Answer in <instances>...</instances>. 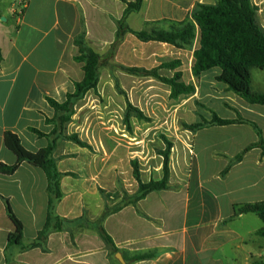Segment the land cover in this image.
<instances>
[{
    "label": "crops",
    "instance_id": "0c3cea01",
    "mask_svg": "<svg viewBox=\"0 0 264 264\" xmlns=\"http://www.w3.org/2000/svg\"><path fill=\"white\" fill-rule=\"evenodd\" d=\"M124 1L135 0H0V164L13 165L18 160L5 143L6 132L16 134L31 152L49 145V139L31 129L50 134L54 126L47 119L55 116V110L49 99L65 102L84 79L83 64L75 60L79 54L76 38L85 30L89 46L107 54L116 40L117 21L124 16ZM215 2L144 0L141 11L131 13L126 21L135 31H143V26L169 31L174 24L191 20L198 4ZM253 4L263 14L264 27V0H253ZM139 41L127 34L115 61L149 70L179 61L176 69L160 68L159 74L172 78L180 72L183 82L195 87L193 94L175 100L169 85L119 71L130 102L146 116L148 107L144 109L143 102L151 110L165 102L173 109L162 116L165 124L210 121L214 113L224 120L246 122L208 126L197 132L182 128L178 147L173 143L170 188L150 193L102 221L106 209L121 204L125 193L138 192L132 162L138 161L141 179L148 183L163 179L164 159L159 155L156 160L149 147L153 146L142 138L144 121L132 117L128 130L126 101L115 91L111 71L101 70L97 91H89L76 104L67 126L68 135H77L90 148L57 141L54 158L65 175L61 180L64 197L56 214L67 221L62 231L49 235L45 251L9 246V235L16 228L3 200L10 202L23 224L25 244L32 242L47 221L45 172L30 162L21 163L13 174L0 172V264H264V238L258 234L263 221L253 213L235 216L236 206L264 202V145L253 147L241 162H234L245 149L264 141V105L250 104L229 91L217 80L219 68L194 75L199 33L185 49ZM144 86L149 88L144 90ZM115 99L125 110H114ZM220 110L232 114L220 115ZM148 130L154 137L158 134ZM164 130L160 133L167 136L168 129ZM158 141L154 146L164 150V140ZM100 226L114 246L101 237ZM142 254L153 257L136 260Z\"/></svg>",
    "mask_w": 264,
    "mask_h": 264
},
{
    "label": "trees",
    "instance_id": "16d2710c",
    "mask_svg": "<svg viewBox=\"0 0 264 264\" xmlns=\"http://www.w3.org/2000/svg\"><path fill=\"white\" fill-rule=\"evenodd\" d=\"M124 3L126 9L123 18L117 21L116 40L107 54L102 55L89 46L86 40L85 30L76 38L75 43L78 47L79 54L75 60L83 64L84 79L76 83L75 92L68 94L65 102L59 103L51 98L49 99L50 105L55 110V116L52 119H47V123L54 126L50 134H45L37 129H31L37 136L49 139V145L38 152H31L22 145L20 138L16 134L11 132H6L5 134L6 145L18 155V160L13 165L1 163L0 172L13 174L21 163H33L45 172L48 180L47 190L49 195L46 224L38 233L37 238L28 244L24 242L23 224L14 214L10 202L3 198L8 216L16 228L15 232L9 235V246L17 245L22 251L36 248L45 251L49 235L53 232L63 230V226L67 220L60 218L56 214V206L64 197L61 189V180L65 174L59 171L57 161L54 158V152L59 139L72 141L81 147L90 148L77 135H68L67 126L72 121L76 104L89 91H97L101 70L103 68L107 67L112 72L119 70L137 77H152L169 85L171 87V98L175 100L181 95L193 94L195 92L193 85H188L183 82L180 72H177L172 78L163 77L159 74L160 68L176 69L180 65L179 61L165 62L159 68L150 70L114 64L117 48L124 41L127 34L134 35L142 42H161L185 49L193 45L199 33V48L194 53V75L200 76L203 72L219 68L221 74L217 77V80L227 85L229 91L237 94L250 104L264 105V92L254 91L252 87V69L257 68L264 72V27L260 22L259 13L253 4V0H217L215 4H198L192 13L191 20L176 23L169 31L154 26L143 31L133 30L128 25L126 19L131 13L141 11L144 0H135L134 2L124 1ZM115 86L120 94L126 96L118 79L115 81ZM132 117L140 121H151L141 109L135 107L127 99L124 122L128 130H131L130 120ZM241 122H246V120L242 118L237 120H224L214 113L210 121L203 119L192 125L182 123L181 126L185 130L197 132L208 126H226ZM254 126L257 128L255 124ZM161 138L166 144L164 150L158 151L164 159L163 179L144 183L141 179L139 163L138 161H133L134 178L139 184L138 192L133 196L125 193L121 204L106 209L101 218L102 221L107 216L120 211L125 206L136 205L150 193L170 188V160L173 142L164 135ZM263 145L264 141L261 140L258 144L248 147L236 157L234 162H241L246 153L253 147ZM248 213L256 214L263 221V228L259 230L258 234L264 238V202L239 205L235 208V216ZM99 233L107 243L114 246L113 239L105 231L103 226H100ZM151 257H153L152 254H142L136 256V260Z\"/></svg>",
    "mask_w": 264,
    "mask_h": 264
},
{
    "label": "rangeland",
    "instance_id": "374dc122",
    "mask_svg": "<svg viewBox=\"0 0 264 264\" xmlns=\"http://www.w3.org/2000/svg\"><path fill=\"white\" fill-rule=\"evenodd\" d=\"M217 1V0H216ZM259 13V17H260V22H261V18L263 17V14H262V12H258ZM142 21V20H141ZM141 21H140V24H141ZM163 27V26H162ZM145 28V29H144ZM143 29L144 30H147V29H150V27H147V26H143ZM140 42V41H139ZM114 64H118L116 61H115V57H114ZM103 71L104 70H109V71H111L110 69H108L107 67H105V68H103L102 69ZM119 73V70H117V71H115V72H112L111 71V74H112V78H113V81H114V83H115V81H116V79H118V74ZM118 81L120 82V80L118 79ZM144 82V81H143ZM120 84H121V82H120ZM121 87H123L122 86V84H121ZM145 87V86H144ZM252 87H253V90L254 91H258V92H262V91H264V72L263 71H261L260 69H257V68H254V69H252ZM149 87L147 86V87H145L144 88V90H147ZM162 89H164L163 87H161ZM124 91H125V93H126V96L125 95H122V94H120L118 91H117V89H116V87H115V91L117 92V94L119 95V96H122L124 99H125V101H127V99L129 100V98H130V95H129V93H127V91L124 89V87L122 88ZM143 90V91H144ZM98 94V93H97ZM105 94L106 95H109L108 94V92L106 91L105 92ZM161 94H164V92L163 91H161ZM113 95V94H112ZM98 96H101V95H98ZM130 101V100H129ZM115 104H113V105H115L114 106V110L115 111H117V113H119V112H121V108L123 109V110H125L123 107H124V105H123V103H121V102H118L116 99H115ZM135 106V105H134ZM142 106L144 107V109L146 108L145 106H147L148 107V110L147 109H145V112H146V114H147V116L149 115V114H151V121L150 122H147V121H144V122H142L141 123V132H142V138L143 139H145V143L147 144V143H150L153 147H151V146H149L150 147V149H151V154H153V155H157L156 156V160H159L158 159V156L160 155L159 154V149H158V146L156 147V146H154V145H158V140L161 138V136H162V134L160 133L161 131L164 133L165 132V130H164V128H166V129H168V131L166 130V132L167 133H165L167 136V138L171 141V142H173L175 145H176V147H178V140L179 139H181V134H180V131H181V129H182V126H181V124H182V122L181 121H179V120H177V121H172V122H170V121H168L167 122V124H165V119L162 117V116H167V114L168 113H170L173 109L171 108V106L170 105H168V106H166V103L165 102H163L162 103V107L161 108H159V109H155L154 108V110H151L152 109V107L151 106H149L148 105V103H146V102H143L142 103ZM165 109H166V111H165ZM147 112H149V113H147ZM164 113L165 115H163V114H161V113ZM219 113H220V115H229V114H232V111H230V110H220L219 111ZM149 118V117H148ZM139 126V125H138ZM150 128H152L153 130H157L158 131V134L156 135V137H154V135L153 134H150V130H148V129H150ZM154 128H156V129H154ZM139 132V131H138ZM153 132H156V131H153ZM117 137H119V135L118 134H115ZM154 138H157V140L156 141H154L153 143H151V142H149V140L151 139V140H153ZM162 139V138H161ZM176 154H178V152L176 153ZM144 157V156H143ZM180 158V157H179ZM170 166H171V160H170Z\"/></svg>",
    "mask_w": 264,
    "mask_h": 264
}]
</instances>
